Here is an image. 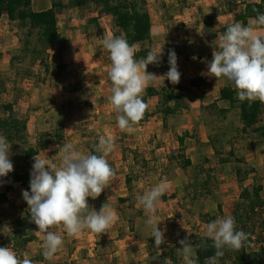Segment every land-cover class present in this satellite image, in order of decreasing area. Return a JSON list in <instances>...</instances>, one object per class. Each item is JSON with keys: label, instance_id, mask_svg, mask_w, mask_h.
Segmentation results:
<instances>
[{"label": "rangeland", "instance_id": "374dc122", "mask_svg": "<svg viewBox=\"0 0 264 264\" xmlns=\"http://www.w3.org/2000/svg\"><path fill=\"white\" fill-rule=\"evenodd\" d=\"M32 1L35 10H46L52 6L53 0ZM61 1L67 4L69 0ZM150 1L151 11L156 21L155 35L151 44L139 45L138 50L160 51L166 44H171L175 47H189L188 53L192 56L184 55L185 64L187 59V68L181 73L179 84L173 85L167 80L164 82L153 80L147 86L157 87L166 83L169 87H187L188 90L185 91L187 101L182 106L180 114L175 118H169L168 127H165L160 102L155 97H148V94L142 95V98L148 99V111L151 117L147 120L144 115L133 132H121L118 127L116 120L118 114L110 104L112 83L108 78V71L106 72L104 68L98 69L99 71L95 68L91 71L88 68H82V65L83 70L74 68L76 65L74 56L80 47L84 52H89L95 46L104 48L103 38L108 35V32L114 36L117 28L112 16H105V20L95 23L99 30L102 29L101 34H98L100 37L98 44L84 46L82 40L89 38L86 32L83 37L73 33L76 38L71 40V45L66 49L69 51L66 54L67 61L70 63L68 66H72V70L68 71L66 68L63 74L53 70L45 84L39 83L35 78L41 71L40 60L30 53L26 64L30 67L33 76L20 85L19 82L15 83L16 80L12 76L11 59L15 55L30 51V48L21 42V35L16 25L10 22L8 15L0 20V56L2 57L0 73L7 81L8 87V92L0 96V105L14 103L15 96L20 90L22 97L19 102L17 101L18 103H15V110L18 117L27 122L31 142L36 144L40 137L44 138L43 134L54 130L59 120L66 121L67 143H71L75 150L82 154H94L92 150H95L101 136H111L114 141V150L106 159L115 170L116 176L110 182L109 188H106L96 200L89 197L88 204L90 208L98 212L104 203H109L117 213V221L107 233L101 235L85 230L81 236L69 237L63 229H56L55 231L63 237V246L52 260H45L43 257L39 264H45V262L50 264H85L84 262L87 264H149L148 238L151 236L152 227L145 224L148 215L138 204L137 198L161 181H166L168 185L157 207L159 217L157 227L162 231L166 229L165 248L168 251L171 249L176 251L180 248L178 241L185 237L190 240L194 232L204 235L207 225L206 215L210 220L231 216L241 192L236 176V163L231 166L222 164L230 150L235 151L238 157H243L246 164L255 166L264 182V120L252 132L239 137L236 130L241 126L238 109H233L228 119L210 113L212 102L219 99L232 84L223 77L218 81L215 77H209L206 74L207 64L211 62L210 56L214 48L219 50V31L229 24L238 22L237 17L235 14L228 15L229 13L220 9L215 28L209 31L205 28L203 19L211 12L217 0H172L173 2L169 5H164L160 0ZM182 1L188 2L189 5L180 7ZM230 1L235 7H245L250 2L264 4V0ZM93 13V10L86 8L74 12L68 11L67 14L60 16L61 30L68 31L72 18H78L86 23ZM69 32L72 33V31ZM259 34L264 35V32ZM50 53L52 62L64 64L66 61L64 55L57 49H51ZM195 53H200L202 56L200 61L193 56ZM168 70L164 66L163 50L160 66L150 64L146 71L159 77ZM10 77H12L11 82ZM80 79H82V86L79 91H69L71 85ZM194 79L197 83L192 86L191 81ZM233 89L236 91L234 86ZM219 105L222 108L230 107V103L226 101H221ZM1 115L5 117V113ZM75 130L79 134L83 132V137L72 141L73 136L69 135L71 133L73 135ZM186 130H197L198 138L188 142L189 148L184 155L187 170H182L178 167L176 160L181 155L176 134H182ZM212 139L216 140L217 149ZM9 144L11 145L10 160L15 170L23 164L18 159V150L15 145ZM57 146L43 149L41 158H53V162L59 164ZM96 154L100 155V153ZM205 158L210 162H204ZM33 163L34 160H30L26 165L29 174ZM198 164H203L206 168L213 167L216 170L214 178L210 181L206 175L198 178L199 176L194 172V167ZM207 181L209 185L205 191L201 188V184ZM3 183H0V199L8 196L10 203L0 204V214H2L0 244L7 243L6 247L11 245L18 258L23 260L40 251V249L30 250L24 253L23 250L13 246L10 237L16 212L11 204L16 206L20 214H26L28 206L22 198V192L26 189L21 184H17L15 190L8 194ZM219 205L222 206L221 210ZM251 233L259 238L257 229H252ZM256 247L259 246L255 245ZM178 260L181 264H187L181 253H178Z\"/></svg>", "mask_w": 264, "mask_h": 264}, {"label": "clouds", "instance_id": "9594fccd", "mask_svg": "<svg viewBox=\"0 0 264 264\" xmlns=\"http://www.w3.org/2000/svg\"><path fill=\"white\" fill-rule=\"evenodd\" d=\"M253 11L256 15L250 18L248 26L243 22H235L229 24L220 35L219 50L214 48L206 74L217 81L225 78L234 86L241 102L259 101L264 104V35L259 34L264 32V12L258 9ZM102 43L111 60L108 71L112 83L111 107L118 114L116 120L120 131L133 132L148 107L142 98L145 87L153 80L179 84L181 73L177 55L174 50L168 52L169 70L158 77L146 70L150 64L160 66L163 49L149 51L146 58L137 60L134 58L136 46L130 45L123 36L107 35ZM10 147L7 138L0 135V178L13 172ZM57 147L59 164L54 163L53 158H41L40 155L33 157L30 192H22V198L28 206L29 222L37 226L38 231L35 232L42 237V256L49 261L64 243L56 229H63L69 237L81 236L85 230L101 235L107 233L118 219L109 203H104L98 212L88 204V198L96 200L116 176L106 159L114 150L111 136L99 137L95 151L100 155L82 154L71 143ZM167 188V182L161 181L137 198L138 204L148 215L145 224L152 227L154 246L160 250L167 240L166 229L162 231L157 227V207ZM204 237L207 239L202 238L199 245H193L188 237L178 241L180 248L176 251L183 255L187 264H199L196 248L208 247L207 240L212 242L211 247L215 251L205 259L204 264H221L227 251L239 252L242 249L249 234L236 230L235 218L227 216L207 223ZM0 264H33V261L18 258L10 245L0 247Z\"/></svg>", "mask_w": 264, "mask_h": 264}, {"label": "trees", "instance_id": "16d2710c", "mask_svg": "<svg viewBox=\"0 0 264 264\" xmlns=\"http://www.w3.org/2000/svg\"><path fill=\"white\" fill-rule=\"evenodd\" d=\"M150 2V0H69L65 4L61 0H53L52 6L49 9L35 10L32 0H0V20L4 15H8L10 22L16 25L21 35V42L30 48V51L15 55L11 59L12 76L16 80L15 83L19 82L20 85L26 79L33 76L30 67L26 64L28 63L30 53L40 60L41 71L36 77L34 76L39 83L45 84L53 70H57L59 74H63L66 71L64 64L52 62L50 51L54 48L63 53L67 49L68 39L61 30L60 16L67 14L68 11L74 12L81 8L90 9L99 14L110 13L115 20L117 28L114 36H123L130 45L134 44L136 46L135 59L146 58L148 51L146 49L137 50L136 48L139 45L151 44L154 39V23L150 13ZM182 5L188 6L189 4L186 1H182L180 2V6ZM220 9L229 14H235L238 22H243L245 26H248L250 18L256 15L253 9L264 12V4L250 2L245 7H235L230 0H217L211 12L203 19L207 30H214ZM90 22L98 23L99 21L95 18L90 19ZM226 28L227 26L219 31V34H223ZM89 36L91 38L90 34ZM214 36L218 37L215 34ZM163 50L164 66H166L167 70L169 68L168 52L170 50L175 51L177 58L182 55L192 56L188 53L190 49L187 46L175 47L171 44H166ZM193 56H196L199 61L202 59L200 53H195ZM212 58L213 56H210V61ZM11 81L12 77H10ZM191 83L192 86L196 85V79L192 80ZM81 86L82 79L72 84L68 90L78 92ZM186 90H188L187 87H169L166 83L157 87L150 86L147 88L148 97L159 99L165 127H168L169 118H175L180 114L182 106L187 101ZM7 92V81L3 79L0 73V96ZM15 97L14 103L0 105V135L5 136L9 143L15 145L18 150V159L23 164L9 173L5 179L0 178V181L4 182V189L8 194L15 190L17 184H21L23 188L30 192V174L26 169L27 163L33 160L35 155H41L43 149H50L55 145L67 143L65 135L66 121L59 120L54 130L43 134L45 137H40L37 143L33 144L27 122L21 120L15 110V103H18L22 97L20 90ZM143 100L146 104L148 103V99L143 98ZM221 101L229 102L230 107L222 108L219 105ZM233 109L239 110L241 126L236 129L239 137L247 135L252 128L264 120V104H261L259 101L250 103L245 100L241 102L237 98L233 86L230 85L219 99L212 102L210 113L228 119ZM2 113H5V117L1 115ZM144 115L147 120L151 117L148 107ZM197 133V130H186L182 134H176L181 154L176 160L178 167L182 170H187L184 155L189 148L188 142L197 140ZM212 143L215 149H217L216 140L212 139ZM92 151L94 154L97 153L95 150ZM219 155L221 154L219 153ZM204 162L209 163L210 160L205 158ZM229 163H236V176L241 188L239 199L231 216L235 218L236 230L248 233L249 238L239 252L227 251L225 257L221 259V264H264V182L260 177L254 175L256 169L246 164L242 158L237 157L233 150L227 152V157L222 164L226 165ZM194 172L199 176L198 178L206 175L210 181L214 178L216 170L213 167L206 168L203 164H198L194 167ZM249 179L251 180L250 185H247ZM209 181L201 184L203 190L207 191ZM8 203H10L8 196L0 199V204ZM11 207L16 210L10 235L12 244L19 250H26L29 243L40 242V236L35 232L38 231V228L34 223L29 222L30 217L28 213L20 214L15 205L11 204ZM219 209H222L221 205H219ZM0 217H2V214H0ZM205 218L206 224L216 219L212 218L210 220L207 215ZM252 229L258 230L259 238L252 235ZM202 238L207 239L204 235L194 232L190 237V241L193 245H199ZM148 241L149 264H181L178 260V253L174 249L168 251L164 244L161 245V250L157 249L154 246L152 236L148 238ZM211 243L210 240H207L208 247L196 248L199 264H204L205 259L214 254L215 249L211 247ZM253 244L259 247L250 250ZM6 245L7 243H2L0 247H6ZM165 259L168 260L165 261ZM36 260L38 259H32L33 262H36Z\"/></svg>", "mask_w": 264, "mask_h": 264}, {"label": "crops", "instance_id": "0c3cea01", "mask_svg": "<svg viewBox=\"0 0 264 264\" xmlns=\"http://www.w3.org/2000/svg\"><path fill=\"white\" fill-rule=\"evenodd\" d=\"M160 1H163L164 5H166V4L169 5L170 3L173 2L172 0H160ZM220 11L221 10H219V12ZM150 13H151V16L153 18V23H156V21H154V13L151 11V5H150ZM228 15H232V14H228ZM105 16L107 17V16H112V15L110 13L99 14L97 12H94L93 15L89 19H87V22L86 23L83 22V20H79L78 18H72L70 20V27L67 28L68 31L62 30L63 34L68 39V42H69L68 43V47L71 45V40L73 38H76L74 35H79V36L83 37L84 36L83 35L84 32H86L87 37H89L87 40H82L84 42V46L85 45L92 46L93 43L94 44H98L97 42H99V40H100V37H99L98 34H101L102 29L99 30L100 28L95 26L97 23L95 24L94 22H90V19L97 18L98 21H102V20H105V18H106ZM69 31H72V33H70ZM73 33H74V35H73ZM89 34L91 35V38H90ZM153 34L155 35L154 25H153ZM108 35H110L109 32H108ZM88 46H86V47L88 48ZM136 49L138 50V48H136ZM67 52H69V51L65 50L62 53L64 55V58L66 59V61L64 62V64L66 65V68L68 69V71H71L73 67L72 66L71 67L68 66L70 63H69V61H67V55H66ZM74 57H76V61H75L76 65H75L74 68L76 70H79V71L80 70H83V69H81V65L83 66L82 68H88L91 71H93L95 68H97V71H99L98 69H100V68H104V69H106V72H107V71L110 70V67H111V60L109 58L108 51L105 48H102V47H99V46H95L89 52H84L83 49H82V47H80ZM184 57H185L184 55L180 56L178 58V61H177V63H178V69H179L180 73H183L185 71V69L187 68V59H186V64H185L184 63L185 62ZM101 72H102V70H101ZM163 74H165V73H163ZM147 87H149V86H146L145 91L143 93V96H146L147 95ZM156 99L159 101L158 98H156ZM98 113H99V111H98ZM260 124H258L255 127L256 128L259 127ZM254 128H252L250 131L252 132V130ZM76 132H77V130L74 131L73 135H72V133L69 135V136H73L72 137V141L78 140L81 137H83L82 136L83 132H81L80 134L79 133H76ZM87 132H89V131H87ZM236 156L238 157L237 153H236ZM239 158H242L245 161V159L243 157H239ZM232 164L233 163H229V164H226L224 166H231ZM258 172H259V170L256 169V173L254 175H257L258 177H260V174ZM249 180H248L247 185H250ZM239 196H238V199H239ZM41 240H42V238H40V242H38V243L37 242H31V243H29L28 246H27V248H26V250H23L24 253H25V252L30 251V250L37 251V250L40 249L39 252H36L35 254H33L32 256L29 257L30 260H32V259H36L38 256H40L39 259L37 258L38 260H36V262H33V264H39L43 260L42 248H41L42 241ZM26 258H28V257H26ZM84 263L87 264V262H84ZM45 264H50V263L45 262ZM80 264H82V263H80Z\"/></svg>", "mask_w": 264, "mask_h": 264}, {"label": "built area", "instance_id": "2783aa9c", "mask_svg": "<svg viewBox=\"0 0 264 264\" xmlns=\"http://www.w3.org/2000/svg\"><path fill=\"white\" fill-rule=\"evenodd\" d=\"M251 249H256V248H255V244H253V245L251 246L250 250H251Z\"/></svg>", "mask_w": 264, "mask_h": 264}]
</instances>
